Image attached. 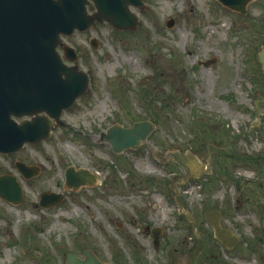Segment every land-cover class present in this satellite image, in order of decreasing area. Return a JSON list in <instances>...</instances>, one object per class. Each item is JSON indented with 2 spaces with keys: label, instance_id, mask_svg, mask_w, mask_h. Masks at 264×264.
Wrapping results in <instances>:
<instances>
[{
  "label": "rangeland",
  "instance_id": "374dc122",
  "mask_svg": "<svg viewBox=\"0 0 264 264\" xmlns=\"http://www.w3.org/2000/svg\"><path fill=\"white\" fill-rule=\"evenodd\" d=\"M146 2L135 9L137 28L119 30L98 21L66 38L81 52L79 67L90 73L88 91L63 112L65 125H57L48 139L0 152V174H16L24 188L20 203L0 198V264H66L68 252L81 255L85 247L97 248L107 259L117 250L131 254L129 244L141 240L139 231L147 223L163 226L179 244L193 226L175 210L169 188L172 174L179 180L183 173L168 155L174 149H190L215 164L212 176L186 186L183 203L201 219L197 230L211 231L203 218L206 209L224 207L222 223L238 226L244 248L256 246L239 262H264V74L258 59L264 0H253L244 13L218 0ZM143 119L156 124L147 142L116 160L110 147L96 142L114 122L132 125ZM17 160L42 171L24 178ZM70 166L100 170L99 183L70 190L65 184ZM148 175L159 183L147 188ZM45 190L71 194L44 208L39 197ZM193 244L192 258L182 256L177 264L195 259L201 245Z\"/></svg>",
  "mask_w": 264,
  "mask_h": 264
},
{
  "label": "water",
  "instance_id": "95a60500",
  "mask_svg": "<svg viewBox=\"0 0 264 264\" xmlns=\"http://www.w3.org/2000/svg\"><path fill=\"white\" fill-rule=\"evenodd\" d=\"M90 0H0V152L11 153L20 150L26 143H38L48 138L54 126L51 117L60 124L63 109L70 107L84 93L89 85V75L77 65L69 66L63 62L57 51L62 42L61 34L71 35L76 28L84 30L97 20H107L119 29L136 28L138 15L130 5L142 6V0H92L97 8L89 14L86 4ZM224 4L246 11L249 0H220ZM174 19L168 20L169 27ZM96 46V41L92 42ZM65 57L71 61L77 59L76 51L64 45ZM264 71V48L259 55ZM208 64V63H207ZM46 112L48 115H36ZM31 115V120L20 123L12 117ZM155 125L149 120L136 121L132 126L124 127L119 123L103 132L115 151L137 148L147 141ZM170 154L184 168V180L197 177L204 172L205 165L188 150L185 154L172 151ZM16 165L22 174L29 177L37 174L36 166L23 161ZM86 170L81 174L73 168L67 171V184L78 187L90 181ZM0 197L18 203L23 199L20 182L13 174L0 175ZM64 194L46 191L41 195V204L51 206L60 202ZM220 210L212 208L205 212L207 222L214 228L215 234L226 245L233 246L237 238L220 224ZM189 218L196 227L199 220ZM194 235V234H193ZM200 252L195 264H200L202 255L207 251L209 241ZM86 259H79L75 253H69L67 264H105L100 262L90 249H85Z\"/></svg>",
  "mask_w": 264,
  "mask_h": 264
},
{
  "label": "flooded vegetation",
  "instance_id": "af4514ba",
  "mask_svg": "<svg viewBox=\"0 0 264 264\" xmlns=\"http://www.w3.org/2000/svg\"><path fill=\"white\" fill-rule=\"evenodd\" d=\"M144 1L146 2V0H144ZM64 39L66 40V38H64ZM75 48H76L77 53H78L79 58H80V56H82L81 52L79 51L78 47H75ZM262 48H264V43H262V45L260 46L258 54ZM62 49H63L62 46H60L59 50L61 53H63ZM69 64H71V63H69ZM261 69H262V67H261ZM262 72H263V70H262ZM256 104H257L258 111L261 110V108L259 107V101H256ZM44 114L45 113H41V115H44ZM62 115H63V113H62ZM29 118H31V117H29ZM261 119H262V117H261ZM56 126L57 125H55V127ZM55 127L53 128V131H54ZM53 131H52V133H53ZM100 133H101V131H100ZM99 137H100V134H99ZM96 142L99 145L104 144L105 146L110 147L111 150H109V151L111 153H113L112 147L110 146V144L107 141H102L101 137L99 139H97ZM220 147H222V146H220ZM226 147H227V145H226ZM124 153H127V152H124ZM119 155L116 154L115 156L119 157ZM122 161H124V160L122 159L121 162ZM166 161H167V159H166ZM125 163H127V160L125 161ZM123 167H124V165H123ZM212 167H213V169H211L210 173L205 174L206 176H208V175L212 176L213 175L215 164H212ZM40 168L42 171V166H40ZM75 168H76L75 169L76 173H80L82 168H86V167L78 166ZM90 171L93 173V176H94V178H93L94 183L92 185H90V188L91 187L94 188L99 183L100 170L96 169L94 171H92V170H90ZM172 176L174 178V181L170 182L169 188L174 193L173 194V202L175 203V210H176V209H178L176 207V189L173 190L172 185H174V187L177 188V190L179 192V196L181 198V201L183 202L185 200V191H186L187 183L180 184L179 180L176 179V173L172 174ZM181 179H182V176H181ZM146 180L149 182V185L147 186V188H150L151 184L155 185V184L159 183V180H157L156 176H154V175H148L146 177ZM155 181H156V183H155ZM101 183H103V181H101ZM83 187H86V185L82 186L81 189ZM166 191L168 192V194L170 193L169 190H166ZM65 194H66V198H67L70 196L71 191L65 192ZM170 196H172V195H169V197ZM58 205L59 204L52 206V207H56ZM220 209H221L222 219H223L226 216L225 215L226 210L224 207L223 208L220 207ZM137 210L140 211L139 209H137ZM188 211L189 210H188L185 202L183 203L182 212L178 209V212L180 215H185V213L187 214ZM203 214H204V212H203ZM142 215H144V214L142 213ZM142 218H143V216H142ZM131 221L134 222V219ZM201 223L202 222H200V224ZM237 227L236 228L234 227V229L236 231H232V232L234 234L238 235V241L236 244H234L231 247L224 244L220 239H218L215 236L213 229H211V231H196L195 237H192L193 231H184V233L181 235V238H179V241H178L180 244L179 245L176 242V238H174V236H172L171 233H168L169 231H167L166 228H164L163 226L154 225L152 223H147L144 226V229H140V231H139V233L143 235L141 240L135 239V241L133 240L134 243L129 244L131 246V254L129 253V250H127V249L117 250L118 252L116 251L117 253L115 256L112 255V257L110 259H107V258H102L101 253L98 251L97 248H94V249L92 248V250L102 262L110 263V264H177V259L180 260L182 258V256H184V257H186L188 255H189V257L193 256V253H194L193 247H196V245H194L193 243H199L201 245V248L198 249V252L196 254L195 259L192 260L191 259L192 257H191L190 260L187 263H185V264H195L196 259L199 255L200 251L203 249V247L205 245L204 241L201 239L202 236H204L205 239L209 240V249L202 256L200 264H241L239 262L240 255L241 254L245 255L247 248H249V250H251V251H255L256 246L254 244H251V245H249V247L246 246L244 248V243H245L246 239H245L244 235L242 234V231H238ZM130 230L131 229H129V228L125 229V231H130ZM185 232H188V233L186 234ZM261 238L263 239V237H261ZM83 250L84 249H82V251H81V255L79 254V256L81 258L84 257V255L82 254ZM177 252H179V255L177 254ZM261 254H260L261 259H264V251L263 250H262ZM130 257H131V259H130ZM242 258L245 259L244 256H242ZM243 263L248 264V263H250V261L248 262V260L245 259V262H243ZM179 264H182V263L180 262ZM262 264H264V262H262Z\"/></svg>",
  "mask_w": 264,
  "mask_h": 264
}]
</instances>
